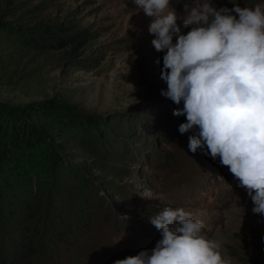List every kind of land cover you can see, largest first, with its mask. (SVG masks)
Listing matches in <instances>:
<instances>
[{
    "label": "rangeland",
    "instance_id": "obj_1",
    "mask_svg": "<svg viewBox=\"0 0 264 264\" xmlns=\"http://www.w3.org/2000/svg\"><path fill=\"white\" fill-rule=\"evenodd\" d=\"M198 2L204 0H170L169 10L176 11L183 34L191 30L183 28L185 7L190 10ZM212 4L217 9L236 5L254 8L264 5V0H212ZM68 19L96 35L80 56L96 58L86 68L67 59L70 46L36 50L25 38L29 37L27 28ZM152 20L134 0H0V22L22 31L15 37L14 32L4 31L8 26L0 29V104L10 108L43 106L56 98L68 102L80 117L102 116L115 133V121L131 119L129 143L116 135L123 148L110 153V161L122 165L119 178L97 162L106 151L91 149L96 143L101 147L97 137L96 141L88 133L71 131L69 135L76 136L73 140L79 143L69 148L74 153L71 157L75 164L84 161L88 165L86 174L98 177L93 179L100 183V192L90 190L84 195L82 180L57 172L54 189H48L47 196L53 192L56 200L66 205L76 195L91 222L77 224L71 244L57 242L53 255L47 252L39 260L33 257L30 264H114L142 250L150 251L161 235L154 225L149 228L132 216L130 209L141 205L148 208L144 211L148 220L168 207L184 208L205 224L210 239L221 242L222 254L231 257L233 264L264 263V216L253 213L254 204L246 190L237 186L238 181L219 157L213 160L200 149L195 153L189 150L192 132L178 131L186 117L173 115L183 102L177 106L161 95L167 88L161 78L165 52L152 44L155 35L148 30ZM41 116L36 114L33 122L51 128V121ZM27 156L25 172L40 179L44 176L42 160ZM24 177L20 173L8 178L4 184L10 183L7 194L19 193L22 184L26 190H34L35 185L31 188L21 181ZM109 199L119 201L121 207L110 208ZM15 201L21 205L17 197Z\"/></svg>",
    "mask_w": 264,
    "mask_h": 264
},
{
    "label": "clouds",
    "instance_id": "obj_2",
    "mask_svg": "<svg viewBox=\"0 0 264 264\" xmlns=\"http://www.w3.org/2000/svg\"><path fill=\"white\" fill-rule=\"evenodd\" d=\"M134 2L153 17L152 44L165 52L161 95L183 102L173 115L186 117L178 131L192 132L189 150L219 157L246 190L253 213L264 216V5L217 9L204 0L186 6L183 28L191 30L183 34L170 0ZM150 222L161 235L155 247L114 264H233L184 208L168 207Z\"/></svg>",
    "mask_w": 264,
    "mask_h": 264
},
{
    "label": "trees",
    "instance_id": "obj_3",
    "mask_svg": "<svg viewBox=\"0 0 264 264\" xmlns=\"http://www.w3.org/2000/svg\"><path fill=\"white\" fill-rule=\"evenodd\" d=\"M6 26L9 28L4 31L8 34L14 32L16 37L22 33L18 27L12 28L8 23L0 22V29ZM25 31H30L29 37L25 38H28L27 40L36 50L63 49L70 46L67 59L76 63L77 66L86 68L94 63V60L96 61L94 55L80 58L84 47L96 35L88 28H79L70 19L57 24L43 23L38 28H27ZM0 62H3L2 55H0ZM42 105L29 104L10 108L0 104V180L2 179L0 182V264H28L33 257L39 260L47 252L53 255L57 242L72 243L77 224L82 226L86 222H91V218L84 216L76 195L70 198L71 202L66 205L56 200L53 192L47 196L48 189L51 188V191L54 189L57 172H66L69 176H75L76 181L82 180L80 186L84 195H87L90 190L100 192V183L93 179L98 177L86 174L85 171L89 170L88 165L84 161L83 165L75 164V160L71 157L74 153L69 148L79 145L75 142L76 140H73L76 136L71 138L69 135L71 131L77 133L83 131L92 139L100 140L101 147H98L96 143L91 148L93 151L103 148L106 150L105 155H101L102 158L97 162L108 174L118 178L123 175L119 169L122 165L110 161L112 159L110 153L123 148V143L117 142L116 135H121L119 138L124 144L128 142L132 131L130 118L122 122L115 121L117 134L111 131L109 127L111 124L106 123L102 116L75 115L70 110L68 102L53 98L43 102ZM39 113L42 114L43 120L51 121V128L33 122V117ZM115 142L116 145H114ZM86 148L90 149V145H86ZM26 156L31 159L38 156L42 160L43 177L33 179L32 173L25 172L23 162ZM20 173L25 175L21 181L28 182L31 188L35 185L34 190H26L22 184L18 185L22 189L17 188L18 195H13V190L11 194H7L10 183L4 184L8 178L18 176ZM103 181L107 182L105 179ZM16 197L17 201L21 202L20 206L13 203L16 202ZM46 197L49 198L47 204H45ZM107 201L109 205L111 204L110 208L121 207L120 202L115 199ZM145 210L148 208L143 205L130 209L132 216L139 218L136 221L153 228L150 220L144 216Z\"/></svg>",
    "mask_w": 264,
    "mask_h": 264
}]
</instances>
